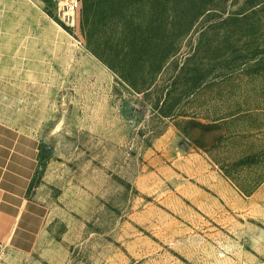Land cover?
<instances>
[{
	"label": "rangeland",
	"instance_id": "obj_1",
	"mask_svg": "<svg viewBox=\"0 0 264 264\" xmlns=\"http://www.w3.org/2000/svg\"><path fill=\"white\" fill-rule=\"evenodd\" d=\"M59 7L0 0V122L35 151L0 264H264V0Z\"/></svg>",
	"mask_w": 264,
	"mask_h": 264
},
{
	"label": "crops",
	"instance_id": "obj_2",
	"mask_svg": "<svg viewBox=\"0 0 264 264\" xmlns=\"http://www.w3.org/2000/svg\"><path fill=\"white\" fill-rule=\"evenodd\" d=\"M19 136L16 130L0 122V146L4 148V155H0L2 157L0 179L8 176V178H13L15 181H18V184L16 185L15 183V186L19 192L21 181L27 176L25 185L21 191L23 193L28 184V179L31 176L34 165L32 157H34L35 151L23 150L20 144L15 143V139H18ZM15 172L17 175H14ZM3 173L5 175L2 177Z\"/></svg>",
	"mask_w": 264,
	"mask_h": 264
},
{
	"label": "built area",
	"instance_id": "obj_3",
	"mask_svg": "<svg viewBox=\"0 0 264 264\" xmlns=\"http://www.w3.org/2000/svg\"><path fill=\"white\" fill-rule=\"evenodd\" d=\"M60 19L68 26L78 23V12L81 0H59Z\"/></svg>",
	"mask_w": 264,
	"mask_h": 264
},
{
	"label": "trees",
	"instance_id": "obj_4",
	"mask_svg": "<svg viewBox=\"0 0 264 264\" xmlns=\"http://www.w3.org/2000/svg\"><path fill=\"white\" fill-rule=\"evenodd\" d=\"M161 58V57H160ZM159 64V63H158ZM123 69L125 68L124 66L122 67ZM129 68V64L126 65V69Z\"/></svg>",
	"mask_w": 264,
	"mask_h": 264
},
{
	"label": "bare ground",
	"instance_id": "obj_5",
	"mask_svg": "<svg viewBox=\"0 0 264 264\" xmlns=\"http://www.w3.org/2000/svg\"><path fill=\"white\" fill-rule=\"evenodd\" d=\"M26 178V177H25Z\"/></svg>",
	"mask_w": 264,
	"mask_h": 264
}]
</instances>
